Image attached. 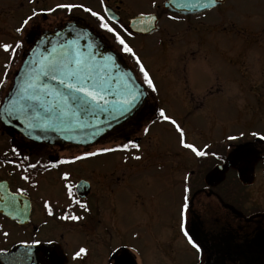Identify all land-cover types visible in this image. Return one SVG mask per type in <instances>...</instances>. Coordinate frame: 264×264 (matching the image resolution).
Instances as JSON below:
<instances>
[{"label": "flooded vegetation", "instance_id": "af4514ba", "mask_svg": "<svg viewBox=\"0 0 264 264\" xmlns=\"http://www.w3.org/2000/svg\"><path fill=\"white\" fill-rule=\"evenodd\" d=\"M166 1L155 0L153 6V0H104L102 8L100 0H0V42L14 44L17 39L22 42L7 73V83L0 86V105L28 48L25 37L29 33H43L66 22L79 21L114 50V45L99 32L94 17L80 9L46 11L56 3H84L127 26L132 18L144 12L151 22L153 19L149 17L154 16L153 26L157 25L150 33L133 32L131 37L125 36L152 75L157 91L142 85L146 95L141 107L114 128L120 139L117 143L112 146L100 143L93 148L90 146L98 141L88 146L36 143L0 120V186H3L0 188V264H6L2 260L4 256L10 257L19 249L32 246L59 251L62 264H127L128 260L122 257H129L128 254L133 264H138L131 249L120 243L122 229L117 219L120 189L127 190L137 201L143 199L134 185V174L136 170L152 167V176L176 181L182 196L184 176L189 177L185 230L201 248L190 264H264V140L258 136L227 139L231 136L232 117L228 115L232 100L247 101L253 93L258 95V110L261 113L264 110V36L260 34L264 30V0H222L208 7L203 6L206 0H176L178 11L164 7ZM33 10L38 15L17 33L15 29ZM170 16L178 19H169ZM7 57L8 53L0 50V75ZM119 58L136 73L133 61L122 54ZM254 74L258 76L251 77ZM256 85H259L257 94L253 91ZM161 107L181 124L189 143L201 148L208 144L207 151L215 152L219 158L195 157L182 149L173 126L156 120V110ZM220 110L226 118L218 115ZM144 127L150 128L147 134ZM129 140L140 145V160L133 159L137 149L130 147L127 151L110 152L111 158L110 153H104L51 167L59 160L98 148L116 147ZM13 147L19 156L12 152ZM25 156L27 161H23ZM8 160L13 163H7ZM16 163H22L23 167L37 164L35 169L29 168L24 173L36 187L20 179L21 169L15 167ZM246 163L251 164L252 183L244 185L239 181L238 169ZM122 164H125L123 173ZM216 166H221V181L216 182L219 174L207 182V173ZM65 171L70 173L69 180L75 186L74 197L85 203L88 211L74 203L69 209L71 201L60 179ZM81 181L88 184L83 198L76 193ZM18 187L25 189L24 195L17 194L19 210L5 206L6 193H14ZM44 200L49 201L52 216L43 208ZM146 201L147 210L138 222L148 229L153 240L148 248L155 244L167 256L165 264H179L185 246L180 249L174 243L180 237L186 238L180 232L179 217L171 218L169 230L170 226L159 221L153 212L154 198L151 196ZM143 205V202L139 204ZM64 212L82 219H59ZM153 224L157 226L153 228ZM33 240L40 243L32 244ZM80 247L86 253L73 259Z\"/></svg>", "mask_w": 264, "mask_h": 264}, {"label": "snow or ice", "instance_id": "6c2138e0", "mask_svg": "<svg viewBox=\"0 0 264 264\" xmlns=\"http://www.w3.org/2000/svg\"><path fill=\"white\" fill-rule=\"evenodd\" d=\"M215 5L217 0H206L204 7L208 4ZM101 7H104V0H100ZM155 6V0H153ZM195 6V5H193ZM56 9H64L71 12L72 9H80L95 18L94 23L99 32L104 35L108 41L114 45V50L105 51V45L101 39H97L91 32L83 29H69L66 33H56V42L49 41L51 49L47 44L41 41L43 50L33 49L32 58L26 62L23 78L17 83L16 90L7 106L0 112V119L5 117L22 118L27 129H54L57 131H71L77 129L95 128L96 132L100 131L97 125H110L111 122L117 121L129 114L141 98L145 95L146 86L152 92L157 91V86L152 75L137 55L134 48L125 39V36L131 37L133 32L125 24L111 15L102 14L94 11L91 7L85 6L84 3L63 2L56 3L54 7L46 9L47 12H54ZM41 11H45L41 9ZM38 15L33 10L31 16L21 21L19 27L15 29L21 33L25 26L28 25L32 17ZM149 19H155L150 16ZM169 19H178L176 16H170ZM137 23H145V13L141 12L136 17ZM140 31L145 29L141 27ZM22 47V42L17 39L14 44L0 42V50L8 53L6 62L3 64V74L0 75V86L7 83V73L10 65L15 58L17 51ZM133 61V67L136 73L132 71H122L116 63L120 55ZM140 81V84L137 81ZM103 117V119H102ZM156 120L167 122L173 126L178 134V145L182 149L189 150L195 157H207L209 155L217 157L215 152L209 153L208 144L198 147L194 143H189L185 130L181 124L172 116L168 115L166 109L161 107L156 110ZM153 120L152 123H156ZM149 127H144L143 132L147 134ZM93 132L92 135H95ZM243 135V133H241ZM252 136H259L264 140V135L260 132H252ZM228 140H235L237 137L228 136ZM139 150L140 145L132 140L127 143L117 145L116 147H103L94 151H85L81 155L73 156L70 159H62L51 164L56 167L57 164L74 163L75 161L84 160L89 157H95L104 153L123 150L129 148ZM12 152L19 156L20 153L15 147ZM219 158V157H217ZM135 160L141 157L136 155ZM28 157H23L27 161ZM7 163H13L8 160ZM15 167L21 169L20 179L25 182H31L30 176L24 173L27 169H35L37 164L16 163ZM70 173L65 171L61 174L60 179L63 181V187L71 203L77 204L84 211H88L87 205L74 197L73 188L75 187L69 180ZM189 177L184 176L183 198L179 206V229L187 238V242L197 253L201 251L200 245L185 230V213L189 207L188 186ZM32 187H36L35 182H31ZM3 186H0L2 188ZM24 188H16L14 193H6L8 204L18 209L16 204L17 194L24 195ZM43 208L49 216L53 215V209L48 200L43 201ZM59 219L77 221L82 217L69 212H64ZM5 236L8 233H4ZM23 244L24 242L21 241ZM40 241L33 240L32 244H38ZM86 253L84 247H80L73 254V259L81 257Z\"/></svg>", "mask_w": 264, "mask_h": 264}, {"label": "rangeland", "instance_id": "374dc122", "mask_svg": "<svg viewBox=\"0 0 264 264\" xmlns=\"http://www.w3.org/2000/svg\"><path fill=\"white\" fill-rule=\"evenodd\" d=\"M260 34L264 36V30ZM256 76L258 75L254 74L251 77ZM260 81L261 80L259 79L257 83ZM253 82L254 81L250 82V84ZM254 87L253 91L257 94L259 91V85ZM257 98L258 95L250 93L247 101H240L237 99L232 100V106L229 111L230 115H228L232 117L229 135L237 137L235 140L251 138L253 137L251 135L252 132H260L264 135V110L262 113L258 110ZM218 115L222 117V119L226 118L224 111L220 110ZM117 132L118 131L116 129H113L106 136L99 139L98 143L90 147L93 148L99 146L100 143H103L102 145L104 146H112L113 143L120 141ZM241 133H243V135H241ZM152 139L156 140V138ZM136 153L141 156L138 150ZM109 157H112L111 153L109 154ZM121 167L123 173V167H125V164H122ZM144 169L145 170L142 169L141 171L136 170L134 174V185L140 189V194L143 199L137 201L134 196H131L128 193L127 190L120 189L121 207H119V211L117 212V219L122 229L120 243H123L131 249V251L135 254L138 264H165L168 259L164 252L159 251L153 243L151 244V248H148L150 242H153V240L150 238L151 235H149L148 229L142 227L141 223L138 222V218L146 212V200H149L152 196L154 198V214L158 215L159 221H162L163 224H166L169 227L171 224V218L179 217V206L182 203L183 196L181 194L180 185L176 184V181H172L170 178L161 175L152 176L151 173L154 171V167ZM145 180H148V183H145ZM135 202L137 204H135ZM142 202L145 205L140 207L139 204ZM155 203H157L156 208ZM156 226L157 224H153V228ZM170 229L171 226L169 227V230ZM182 245L185 246V253L181 256L179 264H190L196 260L197 252L191 247V245L188 244L186 238L180 237L177 242L174 243V246H179L181 249ZM150 250L152 251L150 252Z\"/></svg>", "mask_w": 264, "mask_h": 264}, {"label": "water", "instance_id": "95a60500", "mask_svg": "<svg viewBox=\"0 0 264 264\" xmlns=\"http://www.w3.org/2000/svg\"><path fill=\"white\" fill-rule=\"evenodd\" d=\"M219 1L221 2L222 0H217V3H219ZM208 6H212V4L209 3ZM164 7L169 8L174 11L179 10V5H178V2H176V0L166 1L164 3ZM136 17L132 18L128 24V27L132 32L150 33L157 29V25L153 26L155 24L154 22L155 20H152L151 22L145 17V23L141 25L137 23ZM141 27H143L145 30L140 31L139 29ZM70 28L76 29V30L83 29L85 31L91 32L93 36H96L88 27L83 25L81 22L70 21V22L65 23L64 26L62 27L55 28L49 31H44L43 33H37V32L29 33L25 37L26 42L29 44V48L24 53L21 63L13 75L11 87L0 105V112H3V110L7 106L9 99H11L13 93L16 90L17 83L23 78L25 64L32 58L33 49H37L39 46V50L42 51L44 46L41 45L40 42L44 41L50 50L52 45L48 42L49 41H52L53 43L56 42L57 40L56 33L58 32L66 33ZM97 39L99 38L97 37ZM104 50L112 51L106 46ZM116 63L119 65L122 71H131L127 65L122 63L120 58L117 59ZM144 97L145 95L137 103L134 109L129 114H127L125 117L117 121L111 122L110 125H105V124L97 125V128L100 129V131L98 132H96L95 128L77 129V130H71V131H57L54 129H38V128L29 130L26 128L25 122L22 118L5 117L0 120L6 126L22 134L26 139L31 140L36 143H45V144L70 143L74 145L87 146V145H90L98 141L101 137L105 136L109 131H111L114 127L118 126L125 120L130 119L132 115L142 105ZM93 132H96V134L92 135ZM250 166L251 164L246 163L244 164V167H242L241 169H238L239 181L244 185L252 183V177H251L252 170ZM220 168L221 166H216L212 171L208 172L205 177V180L209 182L210 180L215 179V177L220 174V178L216 179V182L221 181L223 177V172L220 171ZM87 192H88V184L86 183V181H81L80 183L77 184L76 193L80 198L85 197ZM126 256H129V257H124V255L122 257L125 260H128L126 263L133 264L134 261L132 257L129 254ZM61 258L62 257L59 254V251L55 252L54 249H49V248H45L42 246H32V247H26L24 250L19 249L17 252H15L10 257L6 258V256H4L2 260L6 264H34L35 261H37V264H62L63 261L61 260Z\"/></svg>", "mask_w": 264, "mask_h": 264}]
</instances>
